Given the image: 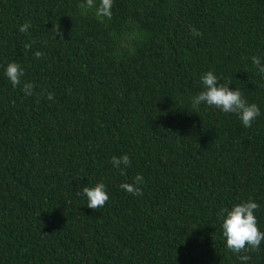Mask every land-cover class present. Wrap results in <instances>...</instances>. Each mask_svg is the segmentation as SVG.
<instances>
[{"label": "trees", "instance_id": "16d2710c", "mask_svg": "<svg viewBox=\"0 0 264 264\" xmlns=\"http://www.w3.org/2000/svg\"><path fill=\"white\" fill-rule=\"evenodd\" d=\"M79 2L0 0V264H243L217 216L252 199L264 231V0H114L103 23ZM210 70L259 106L251 127L192 109ZM137 173L142 196L119 187ZM101 181L93 210L75 192ZM240 255L264 264V242Z\"/></svg>", "mask_w": 264, "mask_h": 264}, {"label": "clouds", "instance_id": "9594fccd", "mask_svg": "<svg viewBox=\"0 0 264 264\" xmlns=\"http://www.w3.org/2000/svg\"><path fill=\"white\" fill-rule=\"evenodd\" d=\"M113 3L114 0H80L78 3L79 14L85 17L91 14L103 23L106 20H111ZM31 27V23L25 22L19 26L18 30L27 34ZM190 31L193 37L201 35L195 27H192ZM42 55L43 53L39 50L34 52V56L37 58ZM251 63L257 74L264 78V56H252ZM3 74L12 87L16 88L22 84L24 69L19 63L9 62L4 68ZM219 80L220 77L211 70L200 76L202 90L189 98L192 109L198 112L200 106L205 105L214 107L223 113H234L245 128L251 127L252 122L260 115L259 106L249 103L239 89L230 87L229 83H219ZM33 89L32 83L24 82L21 90L25 95L31 96ZM49 98L51 99V96ZM111 163L114 168L120 170L121 174H124L125 169L130 167V156L129 154L119 157L113 155ZM143 184V176L137 173L131 183L122 182L119 187L133 196H142L141 186ZM75 194L86 200V206L93 210L103 207L109 199L107 186L102 181L91 186L87 184L78 189ZM258 208V203L248 199L232 204L231 207H221L218 212L220 235L224 241L225 249L236 255L243 264H247L250 257L240 255V253L246 250H257L264 242V231L259 229L254 211Z\"/></svg>", "mask_w": 264, "mask_h": 264}]
</instances>
